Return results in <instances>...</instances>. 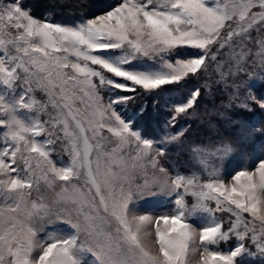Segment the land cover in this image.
I'll use <instances>...</instances> for the list:
<instances>
[{"label": "snow or ice", "instance_id": "6c2138e0", "mask_svg": "<svg viewBox=\"0 0 264 264\" xmlns=\"http://www.w3.org/2000/svg\"><path fill=\"white\" fill-rule=\"evenodd\" d=\"M252 30L264 33V0H118L70 24L33 17L18 0L0 4V264H191L199 249V264H236L249 234L264 255V159L230 182L215 169L207 180L173 174L163 145L184 130L155 141L115 108L134 99L120 93L199 76ZM199 96L173 106V127ZM57 144L67 161L53 158ZM198 163L207 169L202 156ZM161 195L175 196L170 213L133 211L138 199ZM219 212L235 218L227 231ZM56 224L66 227L48 230ZM233 234L237 245L213 250Z\"/></svg>", "mask_w": 264, "mask_h": 264}, {"label": "rangeland", "instance_id": "374dc122", "mask_svg": "<svg viewBox=\"0 0 264 264\" xmlns=\"http://www.w3.org/2000/svg\"><path fill=\"white\" fill-rule=\"evenodd\" d=\"M18 2L20 3L19 0ZM117 2L118 0H91V12L88 16L56 22L70 24L92 18L108 11ZM7 3L9 0H0V4ZM21 5L27 9L23 4ZM250 35L252 37L250 41H243L242 37H234L233 43L218 53L217 61L210 62L207 71L201 72L199 76H190L178 84L165 86L163 90L151 94L143 91L135 94L120 93L134 95V99L115 105L116 110L124 119L133 121L134 128L144 137L162 141L167 136L181 129L184 130V136L179 142L163 145L166 155L161 158V163L171 173L197 172L202 180H207V172L215 169L220 178L230 182L231 176L236 171H254L258 161L264 159V109L251 99V97L257 100L264 99V63L261 62L264 57V44L256 42L264 33L258 34L252 30ZM241 43L244 47H240ZM193 51L186 49L182 55H192ZM212 51L215 52L216 48L214 47ZM237 61L243 66L244 71H237ZM196 89H200V96L194 108L189 110L187 116L181 115L173 127L170 123L171 109L174 105L184 102ZM37 98L43 99L42 94H38ZM108 99L109 96L104 94L105 103ZM147 116L151 118L148 123L143 120V117ZM147 126L150 128H146ZM225 145L231 146L230 153L209 155ZM193 148L200 151L194 153ZM56 149L53 158L67 161L68 157L63 152L62 146L57 144ZM201 156L208 161L207 169L198 163V157ZM138 182L142 183V180ZM174 200V195L171 199L163 195L140 198L135 202L133 211L136 214L147 213L153 216L170 213L175 207ZM186 202L189 205L193 203L192 197H186ZM243 215L246 219H251L248 214ZM216 217L222 222L224 231L231 226L229 220L235 219L228 212L216 213ZM196 223L199 224L198 221ZM65 227L56 224L49 226L48 230ZM240 230L243 231V228L241 227ZM257 232H259L258 227ZM145 242L151 245L153 238L150 237ZM238 243L233 234L227 242H221L218 247H210H213V250L226 252ZM243 243L247 251L237 258L236 264H264V255L256 249L250 234ZM200 251L202 249L192 257L191 264H199ZM91 259L92 257H87V260Z\"/></svg>", "mask_w": 264, "mask_h": 264}, {"label": "trees", "instance_id": "16d2710c", "mask_svg": "<svg viewBox=\"0 0 264 264\" xmlns=\"http://www.w3.org/2000/svg\"><path fill=\"white\" fill-rule=\"evenodd\" d=\"M19 1L28 10H30L31 14L39 18L48 19L53 22L83 18L85 16H88L91 12L90 11L91 0H19ZM150 119L151 118L148 116L143 117V120H146L147 123ZM155 119L158 118L155 117ZM146 128H150V127L147 126Z\"/></svg>", "mask_w": 264, "mask_h": 264}]
</instances>
